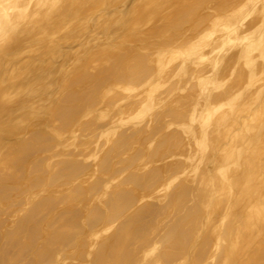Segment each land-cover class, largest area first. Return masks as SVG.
<instances>
[{
	"label": "bare ground",
	"instance_id": "obj_1",
	"mask_svg": "<svg viewBox=\"0 0 264 264\" xmlns=\"http://www.w3.org/2000/svg\"><path fill=\"white\" fill-rule=\"evenodd\" d=\"M0 264H264V0H0Z\"/></svg>",
	"mask_w": 264,
	"mask_h": 264
}]
</instances>
